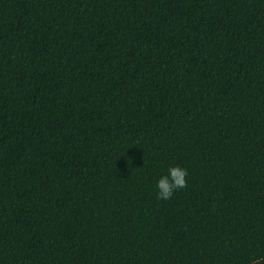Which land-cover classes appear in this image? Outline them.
Returning <instances> with one entry per match:
<instances>
[{
  "label": "trees",
  "instance_id": "trees-1",
  "mask_svg": "<svg viewBox=\"0 0 264 264\" xmlns=\"http://www.w3.org/2000/svg\"><path fill=\"white\" fill-rule=\"evenodd\" d=\"M253 260L264 0H0V264Z\"/></svg>",
  "mask_w": 264,
  "mask_h": 264
},
{
  "label": "clouds",
  "instance_id": "clouds-1",
  "mask_svg": "<svg viewBox=\"0 0 264 264\" xmlns=\"http://www.w3.org/2000/svg\"><path fill=\"white\" fill-rule=\"evenodd\" d=\"M187 169L180 166H170L168 175L161 177L157 182L158 199L168 200L178 189L187 187ZM252 264H259V261L253 260Z\"/></svg>",
  "mask_w": 264,
  "mask_h": 264
}]
</instances>
